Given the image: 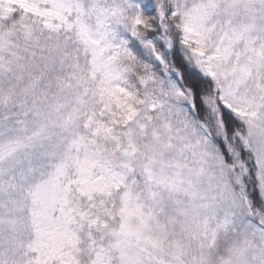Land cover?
Wrapping results in <instances>:
<instances>
[{
	"label": "snow or ice",
	"instance_id": "6c2138e0",
	"mask_svg": "<svg viewBox=\"0 0 264 264\" xmlns=\"http://www.w3.org/2000/svg\"><path fill=\"white\" fill-rule=\"evenodd\" d=\"M0 264H264V0H0Z\"/></svg>",
	"mask_w": 264,
	"mask_h": 264
}]
</instances>
